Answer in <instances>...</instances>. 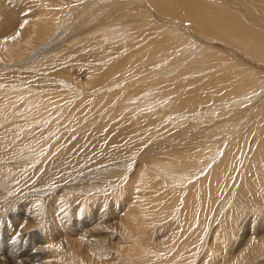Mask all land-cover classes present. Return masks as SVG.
<instances>
[{
	"label": "bare ground",
	"instance_id": "obj_1",
	"mask_svg": "<svg viewBox=\"0 0 264 264\" xmlns=\"http://www.w3.org/2000/svg\"><path fill=\"white\" fill-rule=\"evenodd\" d=\"M263 116L264 0H0V264H264Z\"/></svg>",
	"mask_w": 264,
	"mask_h": 264
},
{
	"label": "rangeland",
	"instance_id": "obj_2",
	"mask_svg": "<svg viewBox=\"0 0 264 264\" xmlns=\"http://www.w3.org/2000/svg\"><path fill=\"white\" fill-rule=\"evenodd\" d=\"M206 67H207V66H206ZM248 119H249V120H248ZM252 119H253V118H247V119H246L245 123H243V124H244V127H245L246 129H245L244 127L241 126V127H240L241 131H242V128H243L244 131L240 132L241 134H240L239 136H241L242 134H243V135L247 134L246 136H250V139H251V138H253L255 135H257L258 131H261V132L263 131V132H264V129H263V128H260L261 126H264V122H263V121H264V116L262 117L263 120H262V119H259V118H257V119L254 118L255 120H254V119L252 120ZM258 119H259V120H258ZM247 120H248V121H247ZM251 120H252V121H251ZM250 121H251V122H250ZM247 122H248V123H247ZM253 122H254V123L257 122V123L254 124ZM249 123H251L252 125L250 126ZM243 124H242V125H243ZM245 124H246L247 126H246ZM248 124H249V125H248ZM253 124L257 126V129H258V130L256 129V126H254ZM257 124H258V125H257ZM259 126H260V127H259ZM249 127H250V128H249ZM251 127H252V128H251ZM246 130H247V131H246ZM248 130H249V131H248ZM251 131H252V132H251ZM252 133H253V135H252ZM255 133H256V134H255ZM254 134H255V135H254ZM239 136H238V137H239ZM260 139H261V140L264 139V134L260 137ZM260 139H259V140H260ZM245 151H246V154H247L248 151H249V149L244 150V153H242V154H237V155H232V154H231V155H230V158H231L232 161H233L232 164H233V163L236 164V163H238V162L240 161V162H239V165H238V168L240 167V169H241V167H242V161H241L242 158H241V157H242V156L244 157ZM237 156H238V157H237ZM239 157H240V158H239ZM255 157H256V155H255V153H254L253 157L251 156V158H253V161L255 160ZM219 158H220V157H219ZM219 158H218V159H219ZM235 159H236V160H235ZM238 160H239V161H238ZM234 161H235V162H234ZM236 161H237V162H236ZM253 161H252V160H251V161L249 160V161L247 162V164H246L245 166H243L244 172H246V173H243L242 176H241V178H240L241 181H242V183H243L245 180H247V181L249 180V179H245L246 176H247L248 174H254V173H255V168H254V164H255V162L253 163ZM218 162H219V160L216 161V164H217ZM249 162H250V163H249ZM251 162H252V163H251ZM251 164H252V165H251ZM0 165H1V164H0ZM246 166H247V167H246ZM42 170H43V168L41 169V171H42ZM0 171H1V170H0ZM254 175H255V174H254ZM253 180H254V179H253ZM256 180H259V181H260V179H256ZM241 181H240V182H241ZM186 184H187V183H186ZM191 184H192V183H191ZM191 184H190V185H191ZM239 184H240V183H239ZM190 185L187 186V185L183 184V185L181 186V187H182L181 190H183V189H185V188L188 189V187H189ZM195 189H196V190H195ZM194 190H195V191H194ZM194 190H193L194 192L191 194V195L193 196V199H194V198H198V197L196 196L197 187L194 188ZM183 195H185V194H183ZM202 198H203V196H202ZM202 198H201V199H202ZM194 200H195V199H194ZM202 200H203V199H202ZM251 203H252V201L249 202V206L252 205ZM198 205H199V204H198V201L195 200V202H194V206H198ZM228 209H229V207L226 208V211H224V213H221V214L219 215L220 218H219V216H218L217 221H216V220H215V221L213 220V217H215V215H213L214 210L210 213V215L212 214V216H211V217L209 216V218H208V220H207L208 223L206 222V225L208 226L207 229L209 228V229H210V232H212V229H213V232L217 229V226H219V224H220V222H219L220 220L227 219V217H228ZM254 209H255V208H254ZM263 209H264V208H263ZM234 210H235V211H237V210L240 211L239 208L234 209ZM263 211H264V210H263ZM156 212L159 213V212H160V209H159V208H156V209H155V213H156ZM246 212H247L248 214H247ZM157 213H156V214H157ZM222 214H223V216H222ZM255 214H256V213H254V211H251V210L246 211V210H245V215H246V216L248 215V218H250V217L253 218V216H254V218H255V216H256ZM226 215H227V216H226ZM260 216H261V215H260ZM211 219H212V220H211ZM231 219H232V218H229V223H230V224H231V222H230ZM210 220H211V221H210ZM218 220H219V221H218ZM209 221H210V222H209ZM213 222H214V224H213ZM210 223H212L211 226H209ZM224 223H226V222H224ZM255 223H257V222H255ZM215 225H216V226H215ZM212 226H214L215 228L212 227ZM226 227H228V226L226 225ZM219 230H220V228H219ZM213 232H212V233H213ZM208 238H210V235H209ZM115 241H116L117 243H119V241H118L117 239H115ZM209 241H210V240H207L208 243H209ZM207 253H208V252H207ZM202 255H204V254H202ZM202 255H201V257H202ZM201 257H200V258H201ZM200 258H199V259H200ZM209 259H210V258H209ZM209 259H208V260H209ZM207 262H208V261H207ZM197 264H198V257H197Z\"/></svg>",
	"mask_w": 264,
	"mask_h": 264
}]
</instances>
